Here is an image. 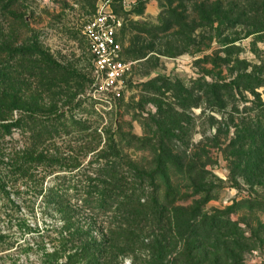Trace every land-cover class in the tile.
<instances>
[{"label":"rangeland","instance_id":"1","mask_svg":"<svg viewBox=\"0 0 264 264\" xmlns=\"http://www.w3.org/2000/svg\"><path fill=\"white\" fill-rule=\"evenodd\" d=\"M200 2H189L186 10L172 5L176 15L187 17L191 37L187 43L178 37L176 49L166 35L152 36L170 20L164 0H19L11 9L24 16L19 21L1 15L0 9V264H41L42 254L53 251L61 214L45 202L76 198L67 186L84 179L73 178L63 167L92 163L97 169L104 163L100 157L115 150L111 160L118 167L117 179L149 184L151 178L144 175L150 172L152 154L127 144L130 136L148 133L146 125L160 112L163 119L174 116L185 122L177 129L181 149L187 138L193 148L226 126L231 129L227 140L244 126L264 128V33L247 35L246 25L255 18L238 16L255 0H220L233 14L226 21L211 18L209 27L194 9ZM210 4L218 6L216 0ZM97 11L121 20L117 39L121 61L129 68L122 97L111 109L97 102L93 57L82 34ZM173 49L175 56L159 53ZM245 75L223 110L204 104L205 82L230 83ZM224 147L212 151L208 169L217 189L205 209L230 208L239 232L249 238L245 264H264V157L259 170L254 164L246 171L242 163L233 172ZM54 186L57 191L47 192ZM88 218L75 216L73 222L84 226ZM119 262L131 264V259Z\"/></svg>","mask_w":264,"mask_h":264},{"label":"trees","instance_id":"2","mask_svg":"<svg viewBox=\"0 0 264 264\" xmlns=\"http://www.w3.org/2000/svg\"><path fill=\"white\" fill-rule=\"evenodd\" d=\"M164 1L170 20L152 36L166 35L176 49L178 37L182 43L189 42L191 37L187 33V17L176 15L171 7L178 3L186 10V4L199 0ZM216 1L217 7L210 4L211 0H201L194 7L206 21L205 27L212 25L213 17L219 16L226 21L233 14L232 9H224L220 0ZM18 3L19 0H0L1 15L11 14L17 21L24 18L17 11L12 13L11 9ZM247 15L255 18L252 24L246 25L250 29L247 35L264 33V20H260L264 19V0H255L252 7L238 13L239 17ZM228 42L230 40H225ZM175 49L159 53L175 56ZM245 78L248 76H240L230 83L205 82L204 104L223 110L238 87L239 79ZM160 114L151 117L150 124L146 125L148 133L142 137L130 136L127 144L135 148L139 145L138 148L152 154L150 172L144 175L151 178L149 184L118 180V167L111 160L117 156L115 150L102 152L100 159L104 163L97 169L92 168V163L63 167V172L74 173L73 178L81 175L84 179L69 182L67 186L78 194L75 199H49L45 202L47 207L61 214L62 225L58 238L54 240L53 251L42 254L41 264H120V258L124 257H129L131 264H245L249 238L239 232L238 223L231 217V209L220 212H207L205 209L215 199L217 189L214 184L216 177L208 167L213 164L212 151L225 145L224 151L232 159L230 166L233 172L240 171L242 163H246V171L254 164L259 170L258 162L264 157V128L244 126L239 128L233 139L227 140L231 129L226 126L213 136L203 137L193 148L187 138V147L181 149L177 145L180 136L177 129L182 128L185 122L174 116L163 119ZM54 118L47 125L51 130L56 121ZM155 178L160 180V184L154 182ZM65 179L63 177V181ZM56 187L49 188L47 192L54 193ZM83 215L89 217L84 226L73 222L75 216ZM95 219H101V223ZM95 229H100L101 233L98 235Z\"/></svg>","mask_w":264,"mask_h":264},{"label":"built area","instance_id":"3","mask_svg":"<svg viewBox=\"0 0 264 264\" xmlns=\"http://www.w3.org/2000/svg\"><path fill=\"white\" fill-rule=\"evenodd\" d=\"M121 27L122 22L115 14L97 11L82 30L93 57L94 94L100 96L97 102L109 109L122 97V79L129 69L121 61V46L117 39Z\"/></svg>","mask_w":264,"mask_h":264}]
</instances>
